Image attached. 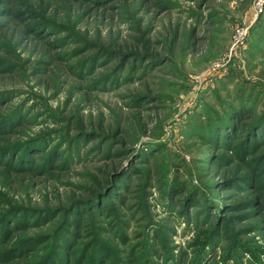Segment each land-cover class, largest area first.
Here are the masks:
<instances>
[{
    "label": "rangeland",
    "instance_id": "obj_1",
    "mask_svg": "<svg viewBox=\"0 0 264 264\" xmlns=\"http://www.w3.org/2000/svg\"><path fill=\"white\" fill-rule=\"evenodd\" d=\"M0 264H264V0H0Z\"/></svg>",
    "mask_w": 264,
    "mask_h": 264
}]
</instances>
